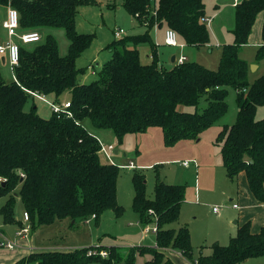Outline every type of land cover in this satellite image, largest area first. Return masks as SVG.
I'll return each instance as SVG.
<instances>
[{
  "label": "trees",
  "instance_id": "1",
  "mask_svg": "<svg viewBox=\"0 0 264 264\" xmlns=\"http://www.w3.org/2000/svg\"><path fill=\"white\" fill-rule=\"evenodd\" d=\"M91 3L97 2L0 0V5L18 9L20 28L61 27L70 41L66 55H61L51 35L36 42L33 49L27 50L23 45L28 44H23L19 63L14 66L16 79L7 82L0 73V177L6 179L0 183V198H6L0 213L4 220L14 222L18 198L33 228L67 222L68 227L78 229L85 222L99 223L108 210L121 215L123 206L117 196L120 166L101 159L102 143L83 121L88 118L96 128L113 130L120 143L130 133L160 127L165 144L173 145L196 139L220 122L228 112L229 88L236 91L239 110L235 122L224 124L219 131L217 144L228 176L235 178L244 172L254 196L264 202V118H257L258 108L264 106V73L251 82L249 63L240 56L257 14L264 11V0H241L237 4L234 40L222 47L216 69L190 60L171 67L160 64L151 35L156 26L167 27L187 45L208 44L205 0H123L125 9L145 30L111 41L106 47L111 57L95 73V79L82 82L80 77L87 69L79 67L77 59L90 47L94 34L78 30L77 16L82 6ZM262 37L257 59L264 58V22ZM141 46L150 47V62L142 59ZM67 92L71 93L70 114L52 112L45 117L35 104L26 108L35 98L33 93L60 102ZM133 182V208L144 224L156 222L158 246L130 247L127 264H135L137 250L154 253L152 262L162 264L168 247L195 264H240L264 256V227L254 232L248 221L229 244L215 243L210 254L193 259L189 227L171 226L180 218L185 185L168 183L158 176L154 196L150 197L144 174L135 172ZM101 249L107 250V256ZM120 251L117 245L37 251L22 263L114 264L122 260Z\"/></svg>",
  "mask_w": 264,
  "mask_h": 264
},
{
  "label": "rangeland",
  "instance_id": "2",
  "mask_svg": "<svg viewBox=\"0 0 264 264\" xmlns=\"http://www.w3.org/2000/svg\"><path fill=\"white\" fill-rule=\"evenodd\" d=\"M109 1L110 3H108ZM260 13L257 14L249 44L244 48L242 53L243 57L248 59L255 56L258 45L254 43L255 38L257 37V39H261L260 41H262V22L258 23V18L261 17ZM208 27L210 29V26ZM77 28L80 32L94 34L90 47L77 59L78 66L87 69L86 73L90 72L88 65L92 64L95 70H99L101 65L111 57L106 47L114 39L120 38L115 35L117 30L120 28L125 30V33L121 37L141 32L137 27L135 17L123 6V0H104L101 3L97 2L82 6L77 16ZM42 35L43 40L48 35L53 36L58 42L59 50L63 53L62 55L69 53L70 41L64 28L48 27V29L42 31ZM36 45V43L30 44V46ZM163 46L172 54L177 53L178 55L182 49L169 47L165 44ZM23 47L29 50L26 45H23ZM185 52L189 55L187 49ZM191 54L198 61L208 65H215L219 61L220 50L215 48L211 52L208 49H202L197 50V52L192 51ZM141 55L145 61L144 53L142 52ZM170 56L165 57L167 62L171 61ZM192 56L189 57L193 59ZM7 70L9 73V67H7ZM95 78V74L89 73L86 79L89 82ZM67 94L70 97L71 93L67 92ZM36 101L39 111L49 117L53 111L48 101L43 99H37ZM203 102L202 104H206ZM227 102L229 106L228 112L215 126L231 125L235 122L239 106L234 88H229ZM26 108L28 110L31 106L26 105ZM181 108L193 110V107L181 106ZM257 118H264V106L259 107ZM85 124L86 128L98 137L102 143L101 159L107 162L111 158H114L120 166L117 180V196L119 203L123 206V213L117 216L113 210H108L103 214L99 223H95L94 220L89 223L85 222L78 225L81 227L76 230L69 229L65 231L63 225L61 226L62 228L57 230L56 235L59 238H63V243L65 242L67 245L75 247L80 244L84 246L102 245L101 243L108 246L117 245L121 249L122 260L114 261V264H127L126 257L129 253L127 250L130 247L154 245L157 234L153 230V226L156 222L144 224L138 218L132 205L135 194L133 175L135 172H140L145 175L147 194L150 197L154 196L158 176L168 183L185 185V196L182 202L180 219L173 223V226L178 227L180 222L189 227L192 235L193 259L197 258L201 253L206 252V248L212 247L215 243L221 245L229 244L231 236L237 230L234 222L240 212L239 209L233 207V204L240 203V198L236 196L237 193L234 190L235 183L227 176L226 169L222 164L221 153L219 154L217 147L214 145L218 136L216 127L204 131L205 133L203 132L204 134H201L196 139H185L173 145H166L163 130L160 127H150L144 132L130 133L125 137L124 142L120 143L115 133L113 134V130L96 128L92 121L87 118ZM109 145H113L114 148L110 150ZM115 149H118L119 152H115ZM131 159L138 165L136 168L129 166ZM185 160L193 161V163L199 160L200 166L198 170L194 166L195 163H192L191 167L184 165ZM195 186L198 191L200 190V193H195ZM226 189H230L231 191L228 194L231 192L232 194H225L224 191ZM230 197H234L235 199L231 200ZM3 201L4 199L0 198V205ZM216 206L220 208L218 213H214L213 210ZM23 210V202L18 198L16 212L23 215ZM99 226L105 232L99 234ZM147 226L151 227L147 229ZM47 227L41 226L38 232L43 237L35 235L33 240L31 238L26 240L16 238V240L28 242L35 246H38L39 243H48L49 239L47 237L50 238L52 235H50ZM13 231L11 229L9 232L11 236H13ZM98 235H101L100 240L97 239L99 238ZM44 236L46 239H43ZM11 239L15 238L12 237ZM32 245L29 246L31 247ZM55 247L57 246H54V249H57L55 251L60 250ZM0 248L7 249L3 245H0ZM169 248L172 247L164 250L165 255L162 258V264H172L170 258L175 264H195V261L192 259H190L191 263L188 257L185 259L177 253V250L171 251L168 250ZM15 250L20 249L16 248ZM160 250L162 251V249ZM135 252V264H154L153 262H149L151 258L152 260L155 258L156 255L154 253L147 252L146 254H141L138 250ZM5 259L6 257H4L3 261ZM167 260L171 262L167 263ZM90 264L104 263L97 261ZM240 264H264V256L253 257Z\"/></svg>",
  "mask_w": 264,
  "mask_h": 264
},
{
  "label": "crops",
  "instance_id": "3",
  "mask_svg": "<svg viewBox=\"0 0 264 264\" xmlns=\"http://www.w3.org/2000/svg\"><path fill=\"white\" fill-rule=\"evenodd\" d=\"M240 1L241 0H205L206 13H205L204 21L206 22L207 26H210V29H209L210 30V42L208 44L204 45V46L196 47V46H192V45H187L178 36L179 41L182 43V46L178 47V48H182L180 50L179 55L177 53H175V54L173 53L172 54L167 48H165L163 46L165 44V45H167L169 47H174V46H170V45L166 44V42H165L166 30L169 29V28H167V27H158V26L153 28L151 30V35L153 36V39L155 40V42L157 44L158 53H159V57H160V64L165 65L166 67H171L174 63L178 62V58L180 56H185L186 57V61L187 60L197 61V62L202 63L203 65H205V66H207L209 68H212V69L218 68L220 57H221V52H222V47L225 44H227V43L233 42V40H234L233 29H234V27L236 25V6H237V4ZM99 3H101V2H99ZM108 3H110V1ZM10 6H12V5H0V45L6 43L10 39L21 43L19 37H16V36L15 37H10V35L8 34L6 28L4 27V24H3L5 19L7 18L8 10H9ZM260 14H261V17L258 18V23L262 22V28H263L264 11H262ZM136 24H137V27L139 28V30H141V32H139V33L144 32L145 27L144 26H140L138 24L137 20H136ZM216 24H217V26H216ZM222 24H223V26H222ZM258 27H259V24H258ZM253 28H254V25H253ZM253 28H252L251 35L249 37V41H250L252 33H253ZM45 29H48V27H44L42 29H36L34 31H39L40 34L42 35V31L45 30ZM21 31H27V30L23 29V28H20V32ZM42 38H43V35H42ZM260 40L261 39H257V37L254 40V43L258 44V45L256 47L255 56L253 58H249L248 59L246 57H243V55H242L243 50L249 44V41H248V43L243 45V47H242V49L240 51V56L249 63L250 71H249L248 77H249V80L251 82H253L255 79H257L258 77H260L264 73V58L257 59V57H256L259 47H261L263 45V37H262V41H260ZM26 46H27L28 49H33L35 47V46H30V44H28ZM215 48L220 50L219 61L215 65H208V64H206L204 62L198 61L191 54L192 51H196L197 52V50H202V49H208L209 51L212 52ZM186 49L189 51V55L185 52ZM142 52L144 53V57H145L146 61L150 62L152 60V55H151L152 52H151L150 47L149 46H141L140 47V54ZM183 52H185V53H183ZM62 54L63 53H61V55ZM169 55H171L170 56L171 57V61L167 62L165 57L169 56ZM174 56H175V60L173 61L172 58ZM189 56H192L193 59H191ZM94 61H96V60H94ZM254 63H256L257 65L256 66L254 65L253 70H252L251 69V65H253ZM88 66L90 68V72H87V73H85L84 75H82L80 77V81H82V82H87L86 78H87L89 73L95 74L98 71V69L95 70L93 68L92 64H90ZM7 67H9V70H10L9 73L7 72L8 71ZM93 72H95V73H93ZM0 73L2 74V76L4 77V79L7 82H12V81H14L16 79L15 72H14V66L10 64L8 57L6 55H3V54H0ZM34 97L35 98L30 102L29 107L32 106V104H35L37 106L38 112L42 116L47 117L46 115L42 114L39 111V106L37 105V101L36 100L37 99H42V98L37 97V96H34ZM43 100L52 102V100L48 96H46V98L43 99ZM70 100H71V95H70V97H68V94L66 93V94L63 95V98H62V100L60 102H55V103L63 104V103H65L67 101H70ZM85 120L83 121V124L86 126ZM212 127H216L217 131L219 133V131L221 130V128L223 126H221V125L215 126L214 125ZM212 127H210V128H212ZM210 128H208V129H210ZM204 133H202V135ZM113 134H114V132H113ZM214 145L217 147L218 152L220 154L221 150H220L219 145L217 144V137H216V140L214 142ZM115 150H118V149H115ZM117 152H119V150ZM125 155H126V153H125ZM221 156H222V154H221ZM131 161H133V160L131 159ZM185 161H188V160H185ZM107 162H112V163L118 164L117 161L114 158L113 159L111 158ZM191 162H193V161H191ZM195 162H196V164H194V163L193 164H194V166L197 167L196 170H198V168L200 166V162H199V160H196ZM222 164L224 166L223 158H222ZM191 165H192V163H191ZM191 165L188 166V167H191ZM137 166L138 165L135 164V168ZM226 173H227V171H226ZM227 176H228V174H227ZM230 179H231V181H233L235 183V189L234 190L237 193L236 196L238 198H240V203H234V204H238L237 207H235L234 204H233V207L236 208V209H239L240 212L238 213L237 219L234 222V224L237 226V230L231 237L235 236L237 234L238 228L241 225H243L244 223L248 222V221L251 222L252 231H254V232L259 231L262 227H264V202H261L260 200H258L254 196V194H253V192H252V190H251V188L249 186V183H248V180H247V176H246V174L244 172L240 173L237 177L230 178ZM234 190H233V192H234ZM199 191H198L197 187L195 186V193H200ZM229 191H231V190L230 189H226L224 192L227 195H231L232 192L230 194H228ZM2 198L4 199V201L1 203L0 207L6 201V198H4V197H2ZM230 199L233 200L235 198L234 197H230ZM181 207H182V205H181ZM24 212H25V208L23 210V215H21L19 212L17 213L16 212V207H15V220H14V222H10V223L6 222L4 220L2 214L0 213V241H6V240L17 241L16 238H22V240H26L28 238H31L33 240L35 235H37V236L41 235L42 236V234L38 233L39 230L41 229V226H45V227L48 226L47 228H48V230L50 232V235H52V237H50V238L47 237V239H49L48 243H39L38 246H35L34 244L33 245L29 244L28 242L26 243L24 241H17V242H19L20 244H22L24 246L22 248H17V249H20V250H15L16 248H14V249L0 248V264H13V262H15L14 264H18L19 262L22 263V261L24 259H26L29 256L30 253L37 252V251H55L57 249H54V246H57L55 248H59L60 251H70V250H73V249H76V248H79V247H84V245H82V244L78 245L77 247L69 246L65 242L64 243L62 242L63 238H59V237L56 236L57 235V230L62 228L61 226H63V225H64V230L65 231L69 230V229L76 230V229L68 227V223L67 222H62V223L61 222H55V223L50 224V225H40V226H38L36 228L32 227L31 228V233H30V235L27 238L18 236L17 235V231L21 227H23V226H25L27 224V222H26V220L24 218ZM214 213H218V212H214ZM138 218H139V215H138ZM179 219L177 221H179ZM30 223H31V221H30ZM31 225H32V223H31ZM171 226L175 227V226H173V223L171 224ZM181 226H187V225L181 224L179 222L178 227H175V228L178 229ZM99 227H100L99 234H101V232H105V230L101 226H99ZM11 229L14 230L12 232L13 236H11L10 233H9ZM156 234H157V232H156ZM98 236H99V238H97V239L100 240V236L101 235H98ZM12 237H14L15 239L12 240L11 239ZM53 238H55V239L52 240ZM101 238H103V237H101ZM43 239H46V237L44 236ZM191 240H192V235H191ZM94 242H96V241H94ZM101 244L103 245L104 243H101ZM29 245H32V246L30 247ZM64 246H68V247H64ZM141 246H144V247H147V248L157 247L158 246L157 245V236H156V243L154 245H141ZM168 250L172 251V250H177V249L169 248ZM206 250H207L206 252L201 253V254H204V255L205 254H210L212 252V247H209V248L207 247ZM11 251H16V252H11ZM146 253L147 252H145L143 254H146ZM177 253H179L183 258L187 259V257L184 256L179 250H177ZM168 256L170 257V255H168ZM4 257H6V259L3 261ZM170 260L172 261L173 264H175L174 261L171 258H170ZM188 260L191 261L190 259H188ZM149 262H152V258H151V260ZM29 263H31V262H26V263H22V264H29ZM32 263L36 264L35 262H32ZM191 263H192V261H191Z\"/></svg>",
  "mask_w": 264,
  "mask_h": 264
},
{
  "label": "built area",
  "instance_id": "4",
  "mask_svg": "<svg viewBox=\"0 0 264 264\" xmlns=\"http://www.w3.org/2000/svg\"><path fill=\"white\" fill-rule=\"evenodd\" d=\"M92 1H97V2H102L104 0H92ZM4 27L6 28L8 34L10 37H19L20 42H16L12 39L8 40L6 43L0 45V54L6 55L9 59V62L11 65L15 66L19 63L20 60V54H21V46L22 44H31V43H36L39 42L42 39V35L40 34L39 31H34V30H28V31H21L20 32V14L17 8L10 6L8 10V15L7 18L4 21ZM125 33V30L123 28H120L115 32L116 37H121ZM165 42L166 44L174 47H179L182 46V43L179 41L178 34L175 30L169 28L166 30V37H165ZM186 61L185 56H180L178 58V62H183ZM95 73V72H93ZM34 96L40 97L42 99H45L46 96L44 94H37L33 93ZM52 111L61 114L62 112H67L70 114L69 107L71 106V102L67 101L63 104H58L55 102L48 101ZM114 147L113 145H109V149L112 150ZM103 150V147H102ZM191 161H185L184 165L187 167L191 165ZM196 164V162H194ZM129 166L131 168L135 167V164L133 161L130 162ZM6 179L0 177V183L4 182ZM235 207L238 206V204H234ZM214 212H219L220 208L218 206L214 207ZM151 213H153L151 211ZM24 218L27 222V224L23 227H21L17 231V235L20 237L27 238L30 233H31V223H30V218H29V213L27 211L24 212ZM149 229L151 226H147ZM153 230L157 232V227L154 225ZM0 245H3L7 248L14 249V248H22L24 247L22 244H20L17 241H11V240H6V241H0ZM95 251H91L90 253H93ZM101 254L103 256H107L108 252L107 250H102Z\"/></svg>",
  "mask_w": 264,
  "mask_h": 264
},
{
  "label": "water",
  "instance_id": "5",
  "mask_svg": "<svg viewBox=\"0 0 264 264\" xmlns=\"http://www.w3.org/2000/svg\"><path fill=\"white\" fill-rule=\"evenodd\" d=\"M172 59H173V61H174V60H175V56H174ZM254 65L256 66V64L251 65V69H252V70H253ZM115 151L117 152L118 150H115Z\"/></svg>",
  "mask_w": 264,
  "mask_h": 264
}]
</instances>
